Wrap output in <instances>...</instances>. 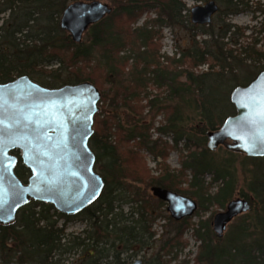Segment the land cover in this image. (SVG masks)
<instances>
[{
    "label": "trees",
    "instance_id": "1",
    "mask_svg": "<svg viewBox=\"0 0 264 264\" xmlns=\"http://www.w3.org/2000/svg\"><path fill=\"white\" fill-rule=\"evenodd\" d=\"M75 1L0 2V83L29 76L48 88L91 82L101 91V112L95 116L90 146L105 189L96 203L75 216L61 214L54 206L41 202L23 207L14 224L0 225V264H54L57 254L90 245L93 251L84 255V264H100L99 257H109L113 252L115 264H122V253L148 246L156 235L152 227L158 215L147 206L138 184L158 185L187 196L189 190L183 188V183L191 172L189 186L197 190L194 195L200 199V209H205V204L225 208L239 181L232 159L216 163L212 151L203 146L207 133L218 130L236 113L231 102L233 90L249 85L264 71V51L258 49L259 37L264 38V20L258 27H239L228 18L246 9L264 16V3L257 2L251 8L249 1L213 0L219 5L216 15L221 24L213 21L195 25L182 0H110L112 13L85 32L89 42L75 43L60 23L64 10ZM5 13H9L7 19L1 16ZM150 14L155 18L135 28L144 15ZM36 27L39 32L34 37L30 31ZM164 27L195 32L181 57L167 58L166 65L161 63L160 55ZM249 30L252 34L246 35ZM198 36L207 38L199 41ZM54 62L60 66L48 68ZM203 66L207 70L199 71ZM150 84L157 92L143 105V99L151 95ZM146 107L149 113L144 115ZM121 109L135 118L132 124L121 121ZM195 113L200 118L188 127L193 119L190 114ZM162 114L166 123L157 128L160 136L154 138L151 129L155 118ZM165 135L173 136L172 143L164 140ZM191 136L200 137L199 141L192 143ZM182 141L191 152L184 156L186 159L182 157V169L175 174L167 161ZM142 151L161 159L159 178L152 175ZM245 158L253 162L264 159ZM16 173L23 181L30 176L21 160ZM207 174H212V181L206 186ZM241 174L246 177L244 181L251 176V193L241 190L251 210L234 225L231 234L217 238L208 224L202 222L195 227L193 217L185 218L176 223V235L161 247L163 254L177 257L188 246L184 236L193 228V236L201 242L196 264H264V170L255 166L247 172L243 168ZM217 183L218 190L210 193ZM118 201L131 205L133 220L125 217ZM76 219L86 222L85 236L67 241V225ZM213 240H217L215 245ZM101 244L109 247L98 250Z\"/></svg>",
    "mask_w": 264,
    "mask_h": 264
},
{
    "label": "water",
    "instance_id": "2",
    "mask_svg": "<svg viewBox=\"0 0 264 264\" xmlns=\"http://www.w3.org/2000/svg\"><path fill=\"white\" fill-rule=\"evenodd\" d=\"M218 11L213 0L193 7L191 22L209 25ZM111 13V6L100 1L75 2L64 10L60 23L80 43L91 25ZM101 98L91 82L48 88L21 76L0 83V225L14 224L18 212L33 201L75 216L99 200L105 181L96 170L90 140ZM231 102L236 114L207 133V147L215 151L224 146L236 154L264 158V71L249 85L236 87ZM19 160L30 172L27 181L16 173ZM151 190L175 221L193 217L199 209L191 197L162 187ZM250 210L247 199L232 201L213 220L216 236L222 239L227 225Z\"/></svg>",
    "mask_w": 264,
    "mask_h": 264
},
{
    "label": "rangeland",
    "instance_id": "3",
    "mask_svg": "<svg viewBox=\"0 0 264 264\" xmlns=\"http://www.w3.org/2000/svg\"><path fill=\"white\" fill-rule=\"evenodd\" d=\"M93 1H100L105 4H109L110 0H76L75 2H93ZM187 3V6L191 12V9L193 7L199 6V5H205L206 3L204 2H197L195 0H182ZM244 1H249V6L251 8L255 7V3L260 2L264 3V0H244ZM2 2V0H0ZM189 12V17L191 19V14ZM5 19L8 18L9 13H5L4 15H1ZM255 17H258V19H255ZM154 19L155 14H150V15H144L138 23L135 24V28H138L139 26H142L147 20L149 19ZM218 15H215L213 18L214 23L216 22V25H220L222 20H217ZM225 19V18H223ZM229 21L239 27H253V26H259V22L261 20H264V16H260V13H255L253 12V9H246L243 12L230 16ZM212 21V22H213ZM1 26V24H0ZM38 28L36 27L35 29H32L30 32L34 37H37L36 33ZM199 30H196V32ZM195 32H191L187 30L186 28L183 27H164L162 29V40H161V51L160 55L163 56L161 58V63L163 65H166L167 58H173L176 57L177 59L181 57V53L183 50H186L192 41V35ZM252 31L246 32V35H251ZM24 38V37H22ZM89 36L88 34H84L83 36V41L84 42H89ZM207 37L204 36H198L197 40L201 41L203 39H206ZM259 44H258V49H261L264 51V38L259 37ZM131 50H127V54H130ZM136 55V54H135ZM132 62V61H131ZM60 65L58 62H54L52 66H48V68H58ZM207 70L206 66L200 67L199 71H205ZM36 72V71H35ZM32 72V73H35ZM36 82V81H35ZM148 91L151 92V95L147 99H143V105H147L148 101L153 98V94H156V88L153 84H150L148 87ZM101 101L99 103L100 106V112H101ZM105 108H107V105L105 104ZM107 110V109H106ZM229 111V110H227ZM99 112V113H100ZM98 113V114H99ZM149 113V107H146L144 111V115ZM234 115V114H232ZM120 118L121 121L125 125H130L133 120L135 119L126 109H121L120 110ZM191 121H189L190 125L188 124V127L194 125L196 120H199L198 113L190 114ZM166 123V118L165 116L158 115L155 118L154 125L151 129V133L153 134L154 138L159 137L160 134L157 132V128L160 126H163ZM187 125V124H186ZM213 131V130H211ZM164 140H166L169 143H172L173 136L172 135H165L163 136ZM200 137L197 136H191L192 143L198 142ZM186 141H182L179 145V150L177 151H172L170 154V157L167 161L168 165L171 167V170L175 172V174L179 173V171L182 169V157H187V155L190 154L191 151H189L185 147ZM203 148H207V142ZM202 148V149H203ZM192 150V147L190 148ZM212 157H214V160L216 163H226V160L232 159L233 160V165L237 168L239 173H237L236 176L239 177V181L236 184V187L234 189V194L232 196L233 198L237 197H242L241 195V190H245V192L250 191V186H251V176L249 179L246 181L244 176H242L241 172L243 168L247 170V172L251 171L252 169L256 167L262 168L264 170V159L262 161L256 160L255 162L250 161L249 159H246L244 155L241 154H236V155H230V153L224 148L220 147L215 151H212ZM142 154L146 157V160L148 161V165L150 169L152 170V175L155 177L159 178L161 176V167L160 163L162 162L161 159L157 160L153 156L149 155L147 152L142 151ZM184 157V159H186ZM257 162V163H256ZM187 179L186 182L184 181L183 183V188L189 190L188 194H186L188 197H191L195 199L199 205L201 206L200 199L197 195H194V193L197 191L196 189H191L189 186V181L192 180L193 174L191 172L187 173ZM205 182L208 184H211L212 181V174H207L204 177ZM220 183H217L216 185L214 184L210 188V193L214 194L218 190V186ZM137 190L146 198L147 200V206L150 207L151 209H154L156 214L158 215L156 222L153 224L152 231L156 233L155 237L153 240L150 242L148 241V246L140 249L138 246L136 247L137 249L135 250H129L120 255V261L122 264H133L134 261L137 259H141L143 261V264H196L195 263V257L198 254L199 247L201 242L193 236V228L188 230L184 236V239L188 242V246L186 249H184L182 252H178L177 257H175L173 254L165 255L163 254V251H161V247L165 244L166 241L169 239L173 238L176 235L177 229L179 227L177 222L171 221L172 219H169L170 214L167 211V206H161L159 199H157L153 193H152V187L144 185V184H138L137 185ZM244 198V197H243ZM117 205H121V209L123 210V213L126 218H130V220H133L131 216L132 212V207L131 205L128 204H120L118 201ZM205 209H200L193 218H191V223L196 227L202 222L208 224L211 228V222L214 218V216L221 212L222 209L218 206H209V204H205ZM247 214V213H245ZM242 214L235 218L236 220H233L231 224L229 225L224 238H227L232 231V228L234 225L239 223V220L243 218ZM129 216V217H128ZM171 218V217H170ZM138 216H134V220H137ZM64 223V221H61V225ZM127 224L131 225V222H126ZM86 222L81 221L80 219H76L73 221H70L67 225V234L68 239H73L74 237H81L83 238L85 235H83V230L86 228ZM207 225V226H208ZM218 238V237H217ZM223 239V238H222ZM214 245L217 243V240H213ZM109 246L106 245H99L98 250H106ZM92 245L90 246H81L79 248H75L72 252L68 253H61L57 254L55 259H54V264H84L83 258L84 255H86L88 252L93 251ZM111 248V247H110ZM117 250L121 251V247H118ZM103 256V255H101ZM116 261V256L114 255V252L109 256V257H99V263L100 264H115Z\"/></svg>",
    "mask_w": 264,
    "mask_h": 264
},
{
    "label": "flooded vegetation",
    "instance_id": "4",
    "mask_svg": "<svg viewBox=\"0 0 264 264\" xmlns=\"http://www.w3.org/2000/svg\"><path fill=\"white\" fill-rule=\"evenodd\" d=\"M236 114V113H235ZM234 114V115H235ZM233 116V115H232ZM208 139V138H207ZM207 145H208V140H207ZM221 147H224V146H221ZM220 148V147H219ZM225 148V147H224ZM226 149V148H225ZM227 150V149H226ZM230 152V151H229ZM153 187H162V186H158V185H156V186H153ZM152 187V188H153ZM163 188V187H162ZM165 189H167V188H165ZM238 198H243V197H237V198H233V199H231L228 203H227V205L225 206V208H221L222 209V211L221 212H225L226 210H227V208H228V205L232 202V201H234V200H236V199H238ZM158 199V198H157ZM159 201H161V200H159ZM165 203V202H164ZM166 204V203H165ZM198 205H199V203H198ZM166 206H167V204H166ZM200 210V205H199V209H198V211ZM197 211V212H198ZM196 212V213H197ZM248 213V212H247ZM218 214V213H217ZM216 214V215H217ZM215 215V216H216ZM242 215V214H241ZM215 216H214V218H215ZM240 216V215H239ZM171 217V216H170ZM194 217V216H193ZM214 218H213V220H214ZM237 218V217H236ZM172 219V218H171ZM173 220V219H172ZM213 220H212V222H211V226H212V229H213V231H214V228H213ZM233 220H235V218L233 219ZM232 220V221H233ZM175 221V220H174ZM183 221V220H182ZM231 221V222H232ZM175 222H181V221H175ZM231 222L227 225V229H228V227H229V225L231 224ZM227 229H226V231H227ZM226 231H225V233H226ZM214 233H215V231H214ZM225 236V235H224ZM224 238V237H223Z\"/></svg>",
    "mask_w": 264,
    "mask_h": 264
}]
</instances>
